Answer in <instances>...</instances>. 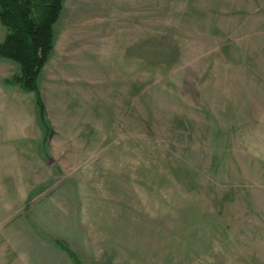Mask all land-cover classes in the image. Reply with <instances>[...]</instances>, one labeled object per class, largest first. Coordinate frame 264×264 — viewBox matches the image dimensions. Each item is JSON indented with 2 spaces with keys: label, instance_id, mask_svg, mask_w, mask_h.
<instances>
[{
  "label": "rangeland",
  "instance_id": "rangeland-1",
  "mask_svg": "<svg viewBox=\"0 0 264 264\" xmlns=\"http://www.w3.org/2000/svg\"><path fill=\"white\" fill-rule=\"evenodd\" d=\"M18 68L0 264H264V0H64L44 120Z\"/></svg>",
  "mask_w": 264,
  "mask_h": 264
},
{
  "label": "trees",
  "instance_id": "trees-1",
  "mask_svg": "<svg viewBox=\"0 0 264 264\" xmlns=\"http://www.w3.org/2000/svg\"><path fill=\"white\" fill-rule=\"evenodd\" d=\"M63 1L0 0V23L5 27L0 57L18 64V72L12 81L24 90L36 93L43 120L44 106L37 81L53 49L54 23L62 11Z\"/></svg>",
  "mask_w": 264,
  "mask_h": 264
}]
</instances>
